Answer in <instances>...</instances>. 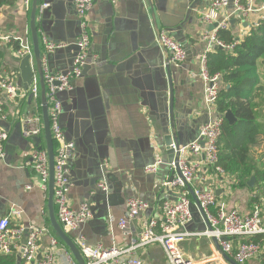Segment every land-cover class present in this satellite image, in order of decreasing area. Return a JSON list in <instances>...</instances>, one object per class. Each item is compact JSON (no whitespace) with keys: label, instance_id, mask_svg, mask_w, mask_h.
Wrapping results in <instances>:
<instances>
[{"label":"crops","instance_id":"0c3cea01","mask_svg":"<svg viewBox=\"0 0 264 264\" xmlns=\"http://www.w3.org/2000/svg\"><path fill=\"white\" fill-rule=\"evenodd\" d=\"M40 1V6L49 5L41 9L38 19L42 65L45 53L42 39L46 38L68 45L55 51L49 59L53 71H65L76 56L77 49L72 44L80 35L76 0ZM194 1L156 0L158 23L160 14L176 17L180 15V9L185 11ZM211 1L201 2L198 10L193 12V24L188 28L172 33L163 27L160 29L183 44L188 52L187 60L180 67L171 64L175 125L177 136L184 144L191 142L199 128L209 120L204 105L203 81L193 79L191 74L199 72L201 57L206 51L201 36L213 26L204 24L201 17ZM232 11L231 5L224 10L222 18ZM89 19L92 41L89 54L90 57L96 56L97 62L91 60L84 76L75 80L73 90L59 94L62 103L60 124L67 139L76 145L75 156L69 163L73 181L70 204L79 209L83 203L89 202L93 211V219L72 235L82 233L92 246H128L137 241L149 220L161 216L163 199L180 195L178 190L164 188L172 177V170L160 167L157 174L146 172L148 166L156 163L158 156L167 159L160 140L165 118L169 122L171 119L166 93L169 88L166 57L163 50L153 47L157 37L150 8L142 0H117L116 5L97 3ZM258 20L257 15L248 19L235 17L228 28L231 27L236 37L242 39L258 26ZM29 26L30 5L26 0H8L0 9V35L11 38L9 43L0 41V78L11 79L19 91L26 90L20 83L19 63L22 58L18 57L20 45L16 39L28 40L31 44ZM15 46H19L18 49ZM32 50L31 44V64L35 70ZM154 71H157L156 79ZM223 86L221 82V88ZM0 108L3 111L0 126L9 135L6 158H0V217L6 216L15 206L24 213L21 221L13 219V223L51 229L48 191L41 189L40 179L32 169L31 156L35 150H46L44 133L29 139L23 135L24 120L42 115V110L40 113L38 102L32 98L9 99L3 92H0ZM261 116L264 118V108ZM8 158L12 159L11 164L7 162ZM188 161L198 169L199 179L193 188L202 187L214 192L219 203L226 204L229 210L237 209L242 214L251 212L252 194L249 190L232 188L229 176H218L199 156L191 155ZM202 177L207 180L200 182ZM103 180L109 188L107 194L98 188ZM28 186L32 188L28 189ZM130 199L140 200L149 208L129 222L128 233H125L119 223L126 218V204ZM191 201L192 219L186 230L202 233L206 230L205 222L192 196ZM262 209L264 211V207ZM255 238L264 240V235ZM47 241L44 239L43 248ZM181 250L195 261L211 260L219 255L213 240L207 237L186 239ZM135 255L144 264H169L160 244L139 248ZM217 262L215 264L221 263Z\"/></svg>","mask_w":264,"mask_h":264},{"label":"built area","instance_id":"2783aa9c","mask_svg":"<svg viewBox=\"0 0 264 264\" xmlns=\"http://www.w3.org/2000/svg\"><path fill=\"white\" fill-rule=\"evenodd\" d=\"M107 2L116 5L117 0H76L75 10L80 21V35L72 44L77 53L72 64L65 71H53L49 65V56L55 51L68 45L58 44L43 38L45 53L43 57V73L47 89L49 118L53 142L55 144L54 172L55 189L54 204L57 219L65 232L69 234L79 248L85 264H144L135 253L139 248L151 244H160L166 254L169 264H207L209 261H220L219 255L211 260L195 261L181 250L182 243L189 238L204 236L216 239L222 250L238 264H247L260 257L264 260V240L244 242L255 237L264 235V217L262 208L255 205L254 209L242 214L237 209L229 210L226 204L218 201L217 195L202 187L193 188L194 182L198 181V169L195 164L188 161L189 156H199L206 165L218 176H228L219 165L218 141L222 135L225 121L224 114L217 109L221 88V76L210 75L208 69V55L217 48L232 51L234 46H227L218 37L219 30L229 27L233 18L248 19L251 15H257L259 23H264V0H212L207 10L201 13L204 24L210 26L217 24L212 32L206 31L201 39L206 44V51L201 57L199 72H193V79H201L204 84V105L209 114V120L200 127L197 136L189 143L179 148L172 146L178 157V165L182 177L176 176L172 182L164 184L167 191L178 190L180 195L176 198L166 197L161 202L162 214L159 218L149 220L136 242L128 246L113 244L106 248L101 245L92 246L86 237L79 233L85 225L93 219V211L89 202L83 203L79 209L72 208L70 204V191L73 187L70 161L76 152L75 142L68 140L60 124L62 115V103L59 94L69 92L74 88V82L84 76L88 67L97 62V57H90L92 45L90 32V12L97 3ZM31 0H26L30 5ZM233 6V11L222 18L224 10ZM48 4L41 9L48 8ZM161 43L168 51L170 63L180 67L188 58V52L183 44L172 38L169 34L161 32ZM19 42V58L30 56L31 44L28 40L16 39ZM0 41L9 43L10 37L0 35ZM0 92L9 99L32 98L39 102L40 93L37 86L31 91H19L14 82L9 78H0ZM0 108V114H2ZM25 138L41 136L44 133L42 115L29 116L24 120ZM8 132L0 126V158H6L5 146L8 142ZM32 169L40 179L42 190L48 191L50 179L49 156L46 150H35L32 153ZM160 167L175 170V162L169 163L161 156L157 157L154 165L148 166L146 172L157 174ZM207 177L200 178V182ZM188 186L194 190V196L203 210L211 229L202 233H189L187 224L192 219V201L189 197ZM32 186H28L31 189ZM98 188L104 194L109 192L106 182L103 180ZM126 218L122 219L119 227L128 233L129 222L136 220L149 205L137 199H130L127 204ZM23 210L13 206L10 212L0 217V264L3 258L16 254L21 256L20 264H78L72 253L63 246L50 228L35 227L32 225H20L12 220L21 221ZM112 221V219L110 220ZM44 239H47L45 248L42 247ZM235 242L237 246L235 247ZM223 260V259H222ZM224 262V261H223ZM18 264V262H17Z\"/></svg>","mask_w":264,"mask_h":264},{"label":"trees","instance_id":"16d2710c","mask_svg":"<svg viewBox=\"0 0 264 264\" xmlns=\"http://www.w3.org/2000/svg\"><path fill=\"white\" fill-rule=\"evenodd\" d=\"M7 3L8 0H0V9ZM218 37L225 45L234 46L232 51L217 48L208 55L210 75L219 74L224 85L220 88L218 111L224 115L232 111L239 120L235 125L224 121L218 141L219 165L229 176L232 188L250 191L252 211L255 205L264 207V152H261L264 146V118L261 116L264 108V23H259L242 39L236 37L231 27L219 30ZM38 108L41 113L40 102ZM253 177L256 183L250 188ZM258 240L252 238L244 242ZM3 264H17V255L4 257Z\"/></svg>","mask_w":264,"mask_h":264},{"label":"water","instance_id":"95a60500","mask_svg":"<svg viewBox=\"0 0 264 264\" xmlns=\"http://www.w3.org/2000/svg\"><path fill=\"white\" fill-rule=\"evenodd\" d=\"M146 4L148 8H150V13L152 17L153 26L156 33V41L153 43V47L160 48L163 50L165 54V70L167 73L168 81H169V88L167 90V94L169 95V102H170V122L167 118H165V123L163 125V130L160 134V140L161 143L164 145V149L166 151L167 160L169 163L175 162V170L172 171V177L169 179V183L174 180L176 176L182 177L181 170L178 165V157L175 154V151L173 149V145L177 148H179L181 145L184 144L182 140H180L177 136V127L175 125V114H174V103H175V92H174V86H173V80H172V67L170 63V57L168 51L165 49L163 44L161 43V27L165 28L169 33H172L173 31H182L183 29L188 28V26H191L193 24V12L198 10L199 6L201 5V2L203 0H195L194 2L190 3L185 11L183 9H180V15L176 17H168L163 14H160L158 16L160 20V24L158 23L157 19V12L155 11V5L156 0H142ZM231 3L234 2V0H230ZM41 1L40 0H31L30 3V39L32 44V53L34 56V68H32L31 64V57L26 56L22 59H20L19 63V71H20V83L22 87L25 90L31 91L35 85L38 88V91L40 93V104L42 109V116H43V122H44V139L46 141V151L49 156V171H50V179L48 184V204L47 209L49 213V221L51 229L54 233V235L58 238L60 243L65 246L74 256L75 260L78 264H85V261L83 259V256L75 244L73 238L65 232L61 224L59 223L56 212H55V205H54V189H55V172H54V157H55V149H54V142L52 138L51 133V126H50V118H49V104H48V96H47V89L45 85L44 75H43V65H42V56H43V50H42V44L40 40V35L38 31V19L41 14ZM192 17V18H191ZM217 26V24H214L213 26L209 27V31L212 32L214 28ZM168 32H165L169 34ZM174 32V33H177ZM170 35V34H169ZM51 57L49 56V59ZM156 63H158V59H156ZM154 78H157V71H154ZM225 119L228 121L230 125H235L237 123V119L235 115L232 113V111H228L225 114ZM8 158L7 162L11 164L12 159ZM256 178L253 177L249 182V187L252 188L255 186ZM188 190L192 196V198L195 201L196 209L199 213V215L202 217L203 221L205 222L206 228L210 230L211 227L209 223L207 222V219L205 217V214L203 210L201 209L198 201L196 200L194 196V190L191 186H188ZM216 248V251L218 254L228 263V264H238L234 259L230 258L225 252L222 250L220 244L216 239H212ZM18 264L21 262L20 255L17 258Z\"/></svg>","mask_w":264,"mask_h":264},{"label":"rangeland","instance_id":"374dc122","mask_svg":"<svg viewBox=\"0 0 264 264\" xmlns=\"http://www.w3.org/2000/svg\"><path fill=\"white\" fill-rule=\"evenodd\" d=\"M76 11V10H75ZM170 57V56H169ZM40 102V101H39ZM219 102V101H218ZM217 109H218V104H217ZM225 118V117H224ZM51 123V122H50ZM207 123V122H206ZM205 123V124H206ZM200 129V128H199ZM25 138V137H24ZM27 139V138H25ZM54 149H55V144H54ZM262 152V151H261ZM55 158V157H54ZM42 189V188H41ZM252 198V197H251ZM55 205V204H54ZM264 212V211H263ZM204 236H198V237H193V238H203ZM21 257V256H20ZM84 259V258H83ZM224 261V262H223ZM217 261H209V263L207 264H215ZM220 264H228L224 259L222 260L220 258ZM218 263V262H217ZM247 264H264V260L262 259V257L256 259V260H253L251 262H248Z\"/></svg>","mask_w":264,"mask_h":264}]
</instances>
